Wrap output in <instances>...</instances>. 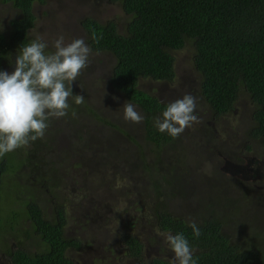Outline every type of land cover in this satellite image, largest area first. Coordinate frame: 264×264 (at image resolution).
<instances>
[{
	"label": "trees",
	"instance_id": "1",
	"mask_svg": "<svg viewBox=\"0 0 264 264\" xmlns=\"http://www.w3.org/2000/svg\"><path fill=\"white\" fill-rule=\"evenodd\" d=\"M43 1L0 0V4L10 5L19 15L18 19L8 23L9 36L0 34L4 44H13L9 51H2L0 70H11L7 56L16 55L22 44L32 40L29 33L35 25L32 8L35 3L42 4ZM108 2L119 5L127 17L122 31L112 20L98 22L84 17L79 25L83 39L93 50L89 58L100 54L113 58L114 63L104 83L100 84L101 80H97L96 84L107 86L123 104L136 106L144 117L139 125L144 145L132 139L125 131L128 129L125 124L102 117L86 102L75 105L70 98L69 115L51 119L50 123L58 128L46 131L55 139L66 126L75 127L74 136L67 144L70 157L56 159L54 143L47 144L42 138L29 145L32 146L30 151L27 147L19 148L0 158V251L7 256L10 264H73L67 253L79 249L80 242L65 233L68 221L60 189L65 184V175L70 167L77 168L80 163L91 165L93 162L101 171L106 166L111 167L113 174L121 169L128 183L124 197L128 196V206L134 211H142L144 204L135 202L129 190L134 185H140V177L146 175L149 191L146 198L152 200L149 213L143 216L151 217L156 231L161 234L167 236L183 232L194 248L196 264H264V203L255 199L256 191L248 193L244 190L246 187L241 181L242 176H247V166L242 163L251 148L246 146L242 159H234L231 153L221 150L229 151L230 147L214 141L213 128L217 123L215 121L233 112L240 95L245 94L252 105V127L243 134L244 142H258V151L264 149V0ZM186 44L190 46L191 63L199 77L195 81L198 94L212 118L201 124L202 132H188L184 136L181 133L173 139L153 126V119L166 105L141 90L139 82L171 83L175 79V53L183 50ZM90 67L89 61L79 75L81 84ZM72 90L74 95H78ZM73 112L75 116L81 114V122L78 117L71 120ZM88 120L95 122L94 132L98 125L113 132L109 133L108 142L101 148L98 143L97 147L92 142ZM97 141L100 142V139L97 138ZM203 141L207 158H217L225 168L232 170L231 174L241 177L233 178L234 183L227 182L228 178L222 182L221 165L216 162L212 174L217 176L195 178L188 173L184 165L201 158L198 149ZM142 146L153 150L150 153L152 156L149 157ZM182 146L186 153L176 152ZM222 156L226 159L223 160ZM260 157L264 158V155ZM21 174H26V179L24 182L19 180V185L17 178ZM118 175L120 180L122 176ZM180 180H190L191 184L178 185ZM21 184L27 188L24 189L25 199L20 195L24 193L20 191ZM74 184L80 186L77 182ZM100 184V188L106 187ZM209 184L212 188L207 190ZM180 187L185 191H181ZM175 190L182 200L180 202L192 213V221H185L183 216L176 215L169 205L176 197ZM46 193L51 196L46 198ZM42 199L45 204L47 200L51 203L49 213L40 207ZM220 208L219 218H211L214 211ZM258 214L260 217L256 218ZM192 222L201 229L198 239L192 236L188 227ZM246 227H249L250 236L240 240L236 239L237 234L231 236L230 233H239L240 228L243 230ZM251 227L254 228L252 232ZM260 228L261 231H257ZM124 229L119 240L117 237L122 246L121 261L127 260L130 264H172L157 256L147 260L140 240L125 226ZM12 238L16 240L15 249L8 247V240ZM30 241L34 251L29 248Z\"/></svg>",
	"mask_w": 264,
	"mask_h": 264
},
{
	"label": "rangeland",
	"instance_id": "2",
	"mask_svg": "<svg viewBox=\"0 0 264 264\" xmlns=\"http://www.w3.org/2000/svg\"><path fill=\"white\" fill-rule=\"evenodd\" d=\"M32 11L35 17V25L29 31L30 37L34 39L39 35L44 41L48 42L50 49L52 42L59 35L65 37V43L73 39H83L79 22L84 17H90L98 22L115 21L119 31L123 30L127 19L120 6L111 4L108 0H44L42 4L35 3ZM15 12L10 5L0 4V32H4V27H6L9 19L15 17ZM17 16L19 15L17 14ZM190 51V46L186 44L183 50L175 53V79L171 83H159L151 80H140L139 82L141 90L154 96L160 103L165 105L182 98L186 94L195 97L197 102L195 115L198 117V122L186 128L182 136L188 135V132L192 134L198 130L202 132L200 130L201 124L212 118L198 94L195 81H198L199 77L194 72ZM89 61L91 67L89 74L84 77V83L81 84L78 76L77 80L73 82L72 88L78 95L85 98L84 102L90 104L96 113L106 119H115L125 124L128 128V131H125L130 134L132 139L140 145H144L143 133L139 129L141 122L126 121L123 118L124 104L111 94L107 86L96 84L97 80H101L100 84L104 83L105 76L114 63L113 58L108 54H100L93 55L92 58H89ZM92 71L94 73L91 74L90 72ZM251 110L252 105L248 97L245 94H241L233 112L219 118L214 122H217L216 124L211 123V125L214 124V141L230 147L229 151L221 150L231 153L230 155L234 159H242L241 154L244 153L246 146L251 148L245 154V159L242 163L247 166L245 169L247 176H242L241 181L246 187H243L244 190L248 193L256 191L254 194L255 199L260 203H264V158L260 157L264 155V149L258 151V142L248 141V143H245L246 139L245 135H243L252 127ZM77 117L81 122V114L79 116L72 114L71 120H75ZM50 121L47 130L57 129L58 127L51 124ZM88 123L92 131V142L96 146L98 143L99 148H101L102 145L108 142L109 133L112 134L113 132L101 125H98L96 132H94L95 122L88 120ZM74 132L75 127L70 125L66 126L55 139L45 132L43 139L47 144L54 143L56 159L59 160L63 156L70 157L67 153V144L70 138L74 136ZM97 138L100 139V142L97 141ZM130 143L133 147L134 143L132 141ZM203 144L204 141L198 149L201 158L194 160L193 163L184 165L186 166L184 169H187L188 173L195 178L199 176L207 178L211 177V175L217 176V174H212L216 162L219 166L221 165L220 180L222 182L228 178L227 182L234 183L232 181L233 178L241 177L239 174H231L232 170L225 168L224 163L218 162L217 158H207L205 155L207 148L203 147ZM143 149L149 157L152 156L150 153L153 150L147 146L143 147ZM27 150H32V146H28ZM177 151L186 153L184 146L178 148ZM148 160L150 161V159ZM17 162H19V158H17ZM76 167L68 169L69 172H66L65 175V184L60 189L62 192L61 203L66 211L68 221L65 233L67 232V236L74 237L80 242L79 249L67 253L73 264H130L127 260L121 261L122 246L118 243L120 234L125 230L124 226L128 229L127 231L140 240L147 260L157 256L172 263L173 253L165 243L166 235L156 231L151 217L146 218L143 216L149 213V205L152 200V198L150 200L146 198V194L149 192L145 181L146 175L145 177L143 175V177H140V185H134L129 190V195L135 202H139V205H142L141 203L144 204L142 211H134L128 206V196L124 197L128 183L121 169L116 174H113L112 168L108 166L104 168V171H101L93 162L91 165L80 163ZM62 171L64 172L65 170ZM118 174L122 176L120 180ZM25 175L21 174L17 178L19 185L20 182L25 181ZM76 182L80 184L79 187L74 184ZM187 182L191 184L190 180H180L177 184L184 186ZM99 184L103 187L105 184L106 187L100 188ZM88 186L90 187L86 188ZM24 187L21 184L20 191L24 193L20 195L23 199L26 198L24 189H27ZM90 188L91 190L89 191ZM209 188H212V184L207 186V190ZM180 189L183 192L185 191L182 187ZM175 193L176 197L169 202V205L173 207L176 215L183 216L185 221H192V213L184 203L180 202L182 200L178 196V191L175 190ZM45 196L49 198L51 195L46 193ZM41 201L43 203L41 204L39 201L40 207L49 213L50 209L48 207H50L51 203L48 200L46 204L43 199ZM192 207H195V205ZM221 210L222 208L215 210L211 218H219ZM259 217L260 214L256 216V218ZM248 228L246 227L243 230L240 228L239 233L233 232L230 234L231 236L237 234L236 239L240 240L250 234ZM253 230L254 228L251 227V232ZM257 231H261V228ZM29 244V248L34 251L31 241ZM8 247L10 249L16 248V240L14 238L8 240ZM0 264H10L3 251H0Z\"/></svg>",
	"mask_w": 264,
	"mask_h": 264
},
{
	"label": "clouds",
	"instance_id": "3",
	"mask_svg": "<svg viewBox=\"0 0 264 264\" xmlns=\"http://www.w3.org/2000/svg\"><path fill=\"white\" fill-rule=\"evenodd\" d=\"M51 48L54 50H48V42L37 35L18 48L13 71L0 70V158L42 139L51 119L69 115L70 98L75 105L85 101L73 94L72 84L88 66L92 48L82 38L65 43L63 35ZM196 109L195 97L186 94L167 104L153 119V126L175 139L198 122ZM123 118L133 123L144 119L132 103L124 104ZM188 227L194 238L201 236L195 222ZM165 243L173 253L172 264H196L194 248L183 232L169 233Z\"/></svg>",
	"mask_w": 264,
	"mask_h": 264
},
{
	"label": "flooded vegetation",
	"instance_id": "4",
	"mask_svg": "<svg viewBox=\"0 0 264 264\" xmlns=\"http://www.w3.org/2000/svg\"><path fill=\"white\" fill-rule=\"evenodd\" d=\"M15 11H16V10H15ZM17 14H18V13H17V11H16L15 14H14L15 17H13V18H11V19L8 20V22H7V27H6V29L4 28V32H0V34H2L4 37L9 36V27H8V23H9L10 21H13V20L18 19ZM3 40H4V39H3ZM12 46H13V44H7V43L4 44V41L2 42V41L0 40V60H3V54H2V51H3V50L9 51V50L11 49ZM14 51H15V50H14ZM15 57H16L15 53H12L11 57L7 56V58H8V62H7V64H8V66L11 67V70L8 69V70H10V72L13 71V64H12V62L15 60ZM10 58H11V60H10ZM8 70H7V71H8ZM219 154H220V153H219ZM222 159L225 160L226 157L222 156Z\"/></svg>",
	"mask_w": 264,
	"mask_h": 264
}]
</instances>
